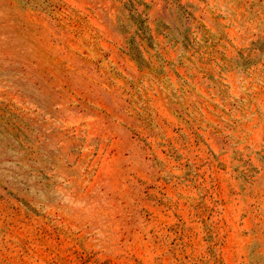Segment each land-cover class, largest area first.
I'll list each match as a JSON object with an SVG mask.
<instances>
[{
  "label": "rangeland",
  "instance_id": "obj_1",
  "mask_svg": "<svg viewBox=\"0 0 264 264\" xmlns=\"http://www.w3.org/2000/svg\"><path fill=\"white\" fill-rule=\"evenodd\" d=\"M0 264H264V0H0Z\"/></svg>",
  "mask_w": 264,
  "mask_h": 264
}]
</instances>
